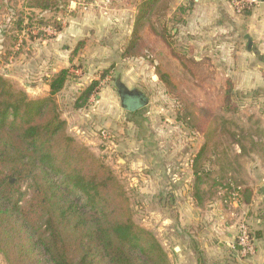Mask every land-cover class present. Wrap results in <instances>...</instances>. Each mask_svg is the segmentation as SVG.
I'll return each mask as SVG.
<instances>
[{
	"label": "rangeland",
	"instance_id": "obj_1",
	"mask_svg": "<svg viewBox=\"0 0 264 264\" xmlns=\"http://www.w3.org/2000/svg\"><path fill=\"white\" fill-rule=\"evenodd\" d=\"M28 2L0 0V74L25 90L29 97L39 98L46 94L43 95L41 88L40 91H33L35 83L42 84L45 75L50 77L64 68L69 69L74 78L66 85L64 92L55 98L64 120L68 116L63 110V102L69 97H79L93 80H99L98 74L105 70L110 72L99 82L95 97H111L113 104L110 105H113L115 117L122 112V94L117 93L116 84L122 83L128 90L141 92L145 103L141 108L143 119L134 122L123 115L124 140L117 138L112 129L102 128L96 131L97 136L92 144H84L82 140L85 135L82 137V132H73L69 123L67 128L78 143L88 147L114 171L129 191L135 222L151 231L165 252L172 255L174 242L166 240L171 233L165 235L161 227V220L169 219L172 215L168 211L163 214L154 200L158 192L156 182L162 178L158 174L161 161L155 154L156 149L148 143L158 144L157 149L162 147L169 150L166 151L169 152V160L182 156L190 161L199 151L203 136L198 129H189L178 119L180 105L157 80L154 65L160 62L164 70L179 83L181 93L187 96L185 98L207 111L211 118L231 119L239 127L235 130L230 125L227 131H236L238 135L245 136L242 143L248 151L246 156L238 155L239 150L227 131L222 132L216 142L218 155H214L213 151L207 154L212 161L211 165L206 162L210 175L203 185L205 192L200 194V199L207 205L214 204L218 198L225 199V195L220 194L218 183L230 178L240 185L247 181V171L256 161L254 159H259V163L264 165V97L235 91L222 70L207 66L204 53L192 51L182 35L178 37V34L173 33L178 0L158 2L141 32L147 45L146 56L126 60L121 58V52L129 40L136 15L133 0H57L56 12L31 10L27 7ZM66 2L67 5L64 4ZM50 17L60 19L62 26L58 34L51 28L44 29L45 35L52 39H42L41 36L30 40L25 32L17 34L16 23L19 19L27 24L30 19ZM37 32L34 30L32 33L35 35ZM14 37L18 41L10 48ZM80 42L84 46L73 56L72 52ZM7 51L12 55L8 59ZM95 63L96 66L93 65ZM228 89L236 95L226 97ZM91 104L95 107L99 105L95 98ZM241 128L243 133L240 132ZM101 130L109 135V139L101 137ZM247 137H252L257 146L252 148ZM224 149H228L233 169L221 172L219 165L214 162L221 157L219 153ZM146 155L152 159L148 167ZM145 174H149L150 180H143ZM168 177L169 180L173 179L170 168ZM238 219L236 228L239 223L245 222ZM211 253L219 255V262L206 261L207 264H245L255 256L243 259L232 249L234 255L226 253L224 257L216 245H213ZM220 257L225 262H221ZM0 264H6L1 256Z\"/></svg>",
	"mask_w": 264,
	"mask_h": 264
},
{
	"label": "trees",
	"instance_id": "obj_2",
	"mask_svg": "<svg viewBox=\"0 0 264 264\" xmlns=\"http://www.w3.org/2000/svg\"><path fill=\"white\" fill-rule=\"evenodd\" d=\"M28 1L31 10L56 12L58 8L57 0ZM159 1L133 0L136 15L122 59L146 56L147 45L141 32ZM16 25L17 34L25 32L30 40L41 36L52 39L45 35L46 28L56 34L62 30L57 17L30 19L27 24L19 19ZM34 30L38 31L35 35ZM17 41L14 37L9 47ZM83 46L80 42L72 55ZM11 56L7 51L6 59ZM109 72L98 74L99 80H93L80 93L75 108L89 106V99L95 98L99 82ZM154 73L180 105L178 119L203 136V143L191 160L193 196L200 204V188L210 175L206 162L212 163L207 154L213 151L218 155L216 142L220 134L230 125L235 130L239 127L231 119L211 118L207 111L185 98L179 83L160 62L154 65ZM73 78L69 69H62L48 79L45 96L31 98L0 74V256L6 264H170L154 234L135 222L129 191L114 171L68 133L55 98ZM116 87L119 94H125L122 87ZM225 94L236 95L231 89ZM131 97L125 109L136 113L145 103L143 98ZM227 132L238 155L246 156L248 151L242 143L245 136ZM240 132L243 133L242 128ZM247 139L252 148L257 146L252 137ZM219 154L221 157L214 164L219 165L221 172L232 170L228 149ZM218 184L225 198L231 200V194L237 193L238 203L250 200V193L242 195L239 184L232 179Z\"/></svg>",
	"mask_w": 264,
	"mask_h": 264
},
{
	"label": "crops",
	"instance_id": "obj_3",
	"mask_svg": "<svg viewBox=\"0 0 264 264\" xmlns=\"http://www.w3.org/2000/svg\"><path fill=\"white\" fill-rule=\"evenodd\" d=\"M260 1L258 6L238 15L233 12L227 0H178L173 31L178 37L182 35L186 39L189 49L206 55L207 66L222 70L235 91L248 94L253 92L251 95L255 97L257 94H260L258 97H264V0ZM50 77L45 75L41 80L42 84L35 83L33 91H40L41 88L43 95L47 94V81ZM71 80L73 79L66 82L63 92ZM116 85L137 94L131 99L144 100L141 92L128 90L122 83ZM117 93L119 94L118 91ZM77 99L78 97H69L63 102V110L67 113L65 121L71 125V130L77 134L82 132V137L85 135L82 140L84 144H92L97 136L96 131L102 128L112 129L117 138L124 140L123 115L134 122L136 119H143V107L136 113L125 109L128 96L124 99L120 97L123 113L117 117L113 105H110L113 104L111 97H95L99 104L97 107L92 106L94 98L91 97L89 106L80 109L74 107ZM148 144L156 149L155 154L161 161L158 174L162 178L156 182L158 192L154 200L163 214L168 211L172 215L169 219L161 220L164 234L171 233L166 240L175 245L173 254H168L170 264H207L206 261L217 263L219 255L211 253L213 245L219 247L224 257L226 253L234 255L232 249L238 218L249 226L255 246V256L245 264H264V191H261L264 188V165L259 163V159H254L256 161L248 169L247 181L238 186L242 195L250 193L248 202L236 203L229 198H218L214 204L207 205L201 199L198 204L193 196L191 160L186 161L182 156L169 160V152H166L169 150L162 147L157 149L158 144ZM146 158L148 167L152 159L147 155ZM169 168L173 177L170 180L167 178ZM142 178L150 180L149 174ZM201 188L202 195L205 187L202 185Z\"/></svg>",
	"mask_w": 264,
	"mask_h": 264
},
{
	"label": "built area",
	"instance_id": "obj_4",
	"mask_svg": "<svg viewBox=\"0 0 264 264\" xmlns=\"http://www.w3.org/2000/svg\"><path fill=\"white\" fill-rule=\"evenodd\" d=\"M230 4L233 12L238 15L245 14L254 7L260 4V0H227ZM102 138L109 139V135L105 131H100L99 133ZM231 200L238 203L239 197L237 193L231 194ZM233 249L236 253L243 259L252 258L255 255V246L253 242V237L249 226L245 223H239L237 226L235 243L233 244Z\"/></svg>",
	"mask_w": 264,
	"mask_h": 264
},
{
	"label": "water",
	"instance_id": "obj_5",
	"mask_svg": "<svg viewBox=\"0 0 264 264\" xmlns=\"http://www.w3.org/2000/svg\"><path fill=\"white\" fill-rule=\"evenodd\" d=\"M122 87V86H121ZM123 88V87H122ZM124 91H125V94L127 95V96H132L133 94H134V92L133 91H127V90H125L124 89ZM119 93H121V92H119ZM12 182V181H11ZM261 191H264V188L263 189H261Z\"/></svg>",
	"mask_w": 264,
	"mask_h": 264
},
{
	"label": "flooded vegetation",
	"instance_id": "obj_6",
	"mask_svg": "<svg viewBox=\"0 0 264 264\" xmlns=\"http://www.w3.org/2000/svg\"><path fill=\"white\" fill-rule=\"evenodd\" d=\"M132 96H134V95H132ZM125 97H127V95L124 94V93H122V99H124ZM128 97H129V96H128Z\"/></svg>",
	"mask_w": 264,
	"mask_h": 264
}]
</instances>
